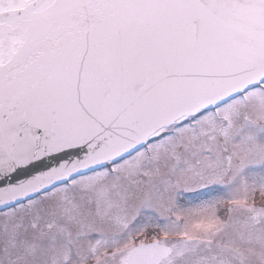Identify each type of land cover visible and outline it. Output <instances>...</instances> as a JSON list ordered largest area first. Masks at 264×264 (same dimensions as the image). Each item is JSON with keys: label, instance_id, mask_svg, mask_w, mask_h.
<instances>
[{"label": "snow or ice", "instance_id": "1", "mask_svg": "<svg viewBox=\"0 0 264 264\" xmlns=\"http://www.w3.org/2000/svg\"><path fill=\"white\" fill-rule=\"evenodd\" d=\"M0 264H264V0H0Z\"/></svg>", "mask_w": 264, "mask_h": 264}]
</instances>
